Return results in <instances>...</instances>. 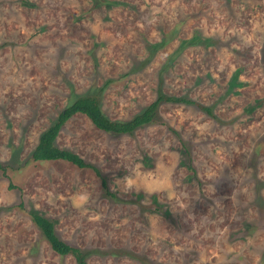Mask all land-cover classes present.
<instances>
[{"label":"rangeland","instance_id":"rangeland-1","mask_svg":"<svg viewBox=\"0 0 264 264\" xmlns=\"http://www.w3.org/2000/svg\"><path fill=\"white\" fill-rule=\"evenodd\" d=\"M158 93L212 117L164 103L132 136L81 114L60 131L108 192L31 160L75 99L124 122ZM0 164V264H77L32 213L84 264H264V0H0Z\"/></svg>","mask_w":264,"mask_h":264},{"label":"trees","instance_id":"trees-1","mask_svg":"<svg viewBox=\"0 0 264 264\" xmlns=\"http://www.w3.org/2000/svg\"><path fill=\"white\" fill-rule=\"evenodd\" d=\"M108 83L109 81L106 82L104 86L108 85ZM164 103L194 105L204 111L208 116L212 117V114L208 109L203 108L192 100L158 93L157 98L153 102L143 108L136 115L134 114L129 120L124 122L114 121L109 119L102 112L99 100L96 96H83L75 99L67 107H64V109H62L58 114L56 121L41 132L38 142L30 154V158L33 162L64 161L76 166L79 169H91L96 176L100 177L101 186L107 191L106 180L101 178V171L97 166L87 163L73 151L60 149L57 146L56 139L60 131L69 119L76 114H81L101 132L114 135L132 136L134 132L137 129L142 128V126L148 124H161V121L158 120L157 112L159 110V106ZM0 171H4V167L1 164ZM30 217L31 222L47 241L50 249L54 253L61 257L71 256L77 264H84L86 257L92 251L83 253L78 248L63 242L56 235L54 231V224L51 219L38 213H32Z\"/></svg>","mask_w":264,"mask_h":264}]
</instances>
